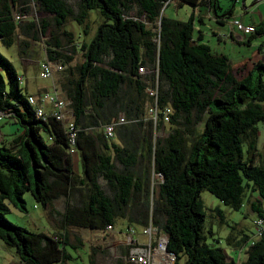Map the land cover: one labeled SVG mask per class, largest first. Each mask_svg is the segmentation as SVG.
Segmentation results:
<instances>
[{
  "label": "trees",
  "instance_id": "obj_1",
  "mask_svg": "<svg viewBox=\"0 0 264 264\" xmlns=\"http://www.w3.org/2000/svg\"><path fill=\"white\" fill-rule=\"evenodd\" d=\"M168 1L0 0V45L15 44L22 53L27 42L20 35L36 39L51 28L53 48L45 49V57L63 67L56 84L75 129L70 144L62 121L35 116L20 75L0 52V119L16 125L11 139L0 141V240L21 264H65L78 247L67 227L108 231L117 218L133 232L137 223L163 233L173 264H264V147L257 145V123L264 124V61L244 74L232 71L227 56L201 42L199 30L194 33L193 10L185 20L163 14ZM177 1L204 12L219 8L216 0ZM28 2L51 22L15 20V12L28 13ZM90 10L99 21L85 40ZM219 14L217 22L228 27L236 18L232 6ZM68 19L82 28L80 42L62 28ZM252 26L247 39L261 35L264 44V20ZM58 35L71 43L69 54L58 51ZM75 50L82 59L70 65ZM110 123L113 136L107 138ZM74 151L79 174L72 167ZM202 189L233 210L246 202L261 220L258 234L238 230L226 236L227 246L238 251L236 260L206 242ZM26 191L51 213L52 201L63 200L58 231H29L5 217L8 203L24 207ZM90 250L88 264H97Z\"/></svg>",
  "mask_w": 264,
  "mask_h": 264
},
{
  "label": "rangeland",
  "instance_id": "obj_2",
  "mask_svg": "<svg viewBox=\"0 0 264 264\" xmlns=\"http://www.w3.org/2000/svg\"><path fill=\"white\" fill-rule=\"evenodd\" d=\"M219 8L217 9V14L227 11L229 6H231L230 0H218ZM255 0H247V4ZM68 2L73 5L75 0H68ZM177 0H169L167 5L163 7L162 12L164 15L185 20L189 13L191 12V7L186 4L177 5ZM29 6L28 13L24 17H19L17 20H34L37 22L41 17L47 18L50 22V15L38 12L35 6L28 2ZM262 9V8H261ZM18 13H14L16 15ZM141 21L144 18L140 17ZM99 18L95 10L89 11V18L87 19L88 29L87 34H84V39L88 40L92 35L93 29L98 23ZM146 26L150 25L145 22ZM208 25H212L211 21H207L206 26H201L200 30H203L204 37L201 42L211 45L216 40L214 36L210 34V29ZM62 28L71 33L70 40L74 42H80L82 37L81 27L72 19H68ZM51 29V28H50ZM47 28L45 33L37 34L36 39H31L28 36L20 35V40H25L27 45L22 47L23 52L19 53L18 47L12 44L9 47L0 45V52L6 56L13 64L18 75H22L23 81H20V86L23 90L36 93L38 90L42 89V92L53 93L52 84H56V80L60 78L63 67L59 62L51 61L53 65L51 77L40 78L36 73L37 63L42 58H45L46 48H53L49 45L50 42V32L51 30ZM198 28L195 27L194 33L196 34ZM56 39L59 41V52L69 54V47L71 43H67V39L64 36H57ZM224 42V41H222ZM67 49V50H66ZM240 47L235 44L227 43L224 47V53L229 57V59H236L241 53L239 51ZM243 51V48H241ZM239 51V52H238ZM264 57V53L262 55ZM82 57L79 50L73 51L72 60L70 65L79 63ZM264 59V58H263ZM37 66V67H36ZM234 69V68H233ZM241 74V73H240ZM26 87V88H25ZM60 91V90H59ZM61 93V92H60ZM149 112V111H148ZM3 118L0 119V141L2 139L8 140L13 136L14 129L16 126L8 124ZM259 130L258 134V148L264 147V124L257 123ZM168 125H164V130L167 131ZM165 133H157L156 135L163 136ZM45 137V136H44ZM72 167L76 173H80V160L77 151L71 154ZM158 179L156 174H153V180ZM155 183V182H153ZM24 200V207L19 205L15 206L12 203H8V212L5 217L12 223L22 226L25 229L33 232L43 231L51 232L58 231L61 223V212L63 210L62 199H57L52 201L51 208L55 213L47 211V208H43L42 205L34 201L29 191L22 194ZM199 199L201 201V211L203 213V234L205 236L207 243H213L216 246H220L224 249L227 255H230L231 249L226 244V236L229 233L236 234L238 230H242L247 235L255 232L252 227V220L256 218L254 214L250 211L246 202L239 207L237 210L224 205L216 197H214L208 191L202 189L199 192ZM129 222L123 218H117L114 221L113 227L108 229V231H93L84 228H73L67 227L66 234L70 239L72 244H75L76 250H72L71 259L65 264H88L89 262V251L94 249V258L97 264H117V259L120 257L119 254L122 252L124 242L123 233L126 230V225ZM130 224V223H129ZM131 227L135 229L138 233V241L140 244H145L147 239L144 240L143 236L146 234H141L143 225L137 223H132ZM75 238H77L80 243H76ZM118 241V243H117ZM121 243V244H120ZM238 251L235 250L232 254L234 259L237 258ZM243 258V252L241 251L240 259ZM174 262V261H173ZM172 262V264H173ZM0 264H21L17 256L15 255L13 248L7 247L0 240ZM59 264V263H54ZM178 264H183V260L180 259Z\"/></svg>",
  "mask_w": 264,
  "mask_h": 264
},
{
  "label": "built area",
  "instance_id": "obj_3",
  "mask_svg": "<svg viewBox=\"0 0 264 264\" xmlns=\"http://www.w3.org/2000/svg\"><path fill=\"white\" fill-rule=\"evenodd\" d=\"M25 15L16 14L14 19L17 20L19 17H24ZM229 26L234 28L237 31H240L242 34H249L253 31L252 25H244L237 18H232L229 21ZM53 65L46 58L41 59L38 62V77L44 79L51 77ZM138 71H143L142 67H138ZM19 81H21V76H19ZM152 93V90L151 92ZM27 102L33 107L34 114L36 117L44 119L46 116H52L55 119H58L63 122L64 128L68 134V139L70 144H73L75 129L72 126L71 122V112L67 107V102L63 98H60L55 91L53 93L41 92L38 94H27ZM48 104L50 106V111L48 114L44 112V105ZM152 118L155 117V108L153 107L149 110ZM162 118L166 121L168 114L170 113L169 107H164L161 111ZM1 117V114H0ZM118 122H123V119L118 118ZM113 125L114 123L106 124L104 127V135L107 138L113 136ZM73 150L70 148L69 152ZM255 225L256 234L259 233L261 229V220L256 218L253 221ZM130 234L133 233L132 230H129ZM143 234L147 236V242L145 244H138L131 240V237H128V250L123 257V262L125 264H172L174 256L172 253L168 252L165 248L166 246V236L163 233L155 234L154 231L149 227H143ZM155 242V245L152 246V242Z\"/></svg>",
  "mask_w": 264,
  "mask_h": 264
},
{
  "label": "crops",
  "instance_id": "obj_4",
  "mask_svg": "<svg viewBox=\"0 0 264 264\" xmlns=\"http://www.w3.org/2000/svg\"><path fill=\"white\" fill-rule=\"evenodd\" d=\"M210 2H211L210 4H213V0H210ZM216 3L219 6L220 3L218 0H216ZM231 6H232V16L234 15L244 24L255 25L264 20V0H255V1L250 2L249 4H247V0H234L231 3ZM209 8H210V12L208 11L204 12L206 8L205 9L203 8L191 9L193 10L194 25L200 31L199 33H201V39H202L204 37V32L203 30H200V28L201 26H206L207 21L208 22L211 21L212 25H208L210 29V34L214 36L216 40L214 41V43H211V45L209 44L208 45L216 53L226 55L224 53V47L227 43H230L232 45L235 44L238 47H240L239 51L241 53L237 56L236 59H229V57L226 55L230 62V67L232 68V71L234 68V70L238 74L240 73L244 74L252 66L254 62L264 61L263 59L264 57L262 56L264 53V44L261 42L263 39L261 35H255L253 38H250L248 40L247 39L248 34H242L240 31H237L232 27H228L226 22L225 23L217 22L216 18L214 17L217 12L216 8H213V6H209ZM199 10L201 13H199ZM260 43L262 44L259 46ZM241 48H243V51ZM37 66H38V63H37ZM37 70H38V67L36 69V73H37ZM21 80L23 81L22 77H21ZM52 88H53V91H55L56 94L60 98H63L62 94L59 91V86L57 87L54 82L52 84ZM41 90L42 89H40V91L38 90L36 93L29 92L27 90L26 92L28 94H38L42 92ZM44 109L49 110L50 106L48 104H45ZM3 123H6V121ZM15 131H16V128L14 129V132ZM141 234L143 235L142 232ZM127 236L128 237L130 236L133 242L140 244V242L137 239L138 233L134 231L132 234H130L129 230L126 228L125 232L123 233L124 242L122 244L120 243L121 245H123L122 252L121 254H119L121 264H125L123 262V257L128 250V243H127L128 237ZM143 237H144V240L147 239V236H143ZM154 245H155V242L153 241L152 246ZM230 248L233 249V247H230ZM234 251L235 250H231V253H230L231 257L233 256L232 254L234 253ZM238 259H240V253L238 254Z\"/></svg>",
  "mask_w": 264,
  "mask_h": 264
}]
</instances>
